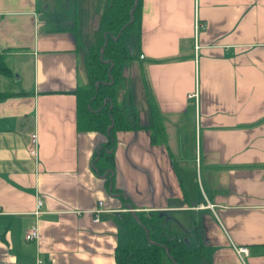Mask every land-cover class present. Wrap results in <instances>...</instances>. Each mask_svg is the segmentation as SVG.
I'll list each match as a JSON object with an SVG mask.
<instances>
[{
    "label": "crops",
    "instance_id": "0c3cea01",
    "mask_svg": "<svg viewBox=\"0 0 264 264\" xmlns=\"http://www.w3.org/2000/svg\"><path fill=\"white\" fill-rule=\"evenodd\" d=\"M106 4L0 0L18 76L0 78V264H115L159 228L208 264H264V0H142L113 100L136 129L116 133L110 187L92 163L107 134L76 132L74 95Z\"/></svg>",
    "mask_w": 264,
    "mask_h": 264
},
{
    "label": "trees",
    "instance_id": "16d2710c",
    "mask_svg": "<svg viewBox=\"0 0 264 264\" xmlns=\"http://www.w3.org/2000/svg\"><path fill=\"white\" fill-rule=\"evenodd\" d=\"M106 2V8L99 17L95 42L83 55L87 86L76 90L74 95L76 132L107 134L106 142L96 150L92 163L98 174L107 173L106 177L109 178L107 185L110 187L113 180L112 150L116 133L136 129L134 125L136 112H130L133 121L131 125L123 110L113 104V100L122 64L133 55L127 45L140 25L142 0H106ZM73 25L61 30H69L73 34ZM8 51L10 49H6L5 52L0 51V78L13 76L5 61ZM7 96L10 95L0 91V99ZM150 110L153 127L161 131V127L157 124L158 112L151 100ZM191 258L192 250L185 247L179 237L171 238L165 233H161L151 246L130 243L119 245L114 251L115 264H163L165 259H168L171 264H189Z\"/></svg>",
    "mask_w": 264,
    "mask_h": 264
},
{
    "label": "rangeland",
    "instance_id": "374dc122",
    "mask_svg": "<svg viewBox=\"0 0 264 264\" xmlns=\"http://www.w3.org/2000/svg\"><path fill=\"white\" fill-rule=\"evenodd\" d=\"M20 58H14V59H9L8 60V64L11 65V61L12 62H15V61H19ZM13 67L15 66H18V65H15L13 64L12 65ZM26 71L28 72V69H26ZM14 77H12L13 80H16L18 78V76H16V74H13ZM176 223L174 219H172V221H169V223H166V225L168 226H173V224ZM157 231L150 235L149 238H151L150 240L148 239L146 241V239L144 238L145 234L141 231H137V234H139V239L140 241H135V243H140L139 245H143V246H149L151 244L154 243L155 239L160 237V234L163 232V228H159V229H156ZM154 238V240H152ZM189 238V237H187ZM186 242L188 241L187 239L185 240ZM188 243V242H187ZM194 247H197V246H194ZM202 257V258H201ZM209 262L206 261V258H205V254H197V255H194L191 259V262L189 264H208ZM163 264H171V262H168L167 259L164 260V263Z\"/></svg>",
    "mask_w": 264,
    "mask_h": 264
},
{
    "label": "built area",
    "instance_id": "2783aa9c",
    "mask_svg": "<svg viewBox=\"0 0 264 264\" xmlns=\"http://www.w3.org/2000/svg\"><path fill=\"white\" fill-rule=\"evenodd\" d=\"M194 27L196 31L198 30V27H200V23L198 22V20L196 21V24ZM30 142L32 145L35 144L36 142L35 135H31ZM42 213H43L42 212V201L40 199H37L35 202V210L33 214L35 216H40ZM35 223L36 224L31 226L24 236V239L27 242L34 241L36 238H38V220H35ZM235 251L238 255H246L248 252L244 247H236Z\"/></svg>",
    "mask_w": 264,
    "mask_h": 264
},
{
    "label": "bare ground",
    "instance_id": "6f19581e",
    "mask_svg": "<svg viewBox=\"0 0 264 264\" xmlns=\"http://www.w3.org/2000/svg\"><path fill=\"white\" fill-rule=\"evenodd\" d=\"M129 50H131L130 48H129ZM131 52V51H130ZM141 58H142V56H140ZM247 251H248V248L247 247H244Z\"/></svg>",
    "mask_w": 264,
    "mask_h": 264
}]
</instances>
